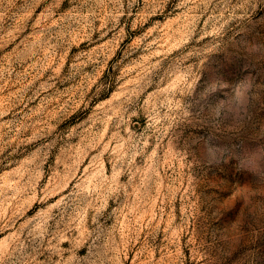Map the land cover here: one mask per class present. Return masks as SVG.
<instances>
[{
	"label": "rangeland",
	"instance_id": "obj_1",
	"mask_svg": "<svg viewBox=\"0 0 264 264\" xmlns=\"http://www.w3.org/2000/svg\"><path fill=\"white\" fill-rule=\"evenodd\" d=\"M0 264H264V0H0Z\"/></svg>",
	"mask_w": 264,
	"mask_h": 264
}]
</instances>
